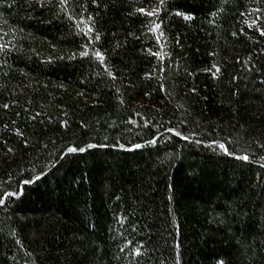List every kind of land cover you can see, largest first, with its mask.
Here are the masks:
<instances>
[{
	"label": "trees",
	"instance_id": "16d2710c",
	"mask_svg": "<svg viewBox=\"0 0 264 264\" xmlns=\"http://www.w3.org/2000/svg\"><path fill=\"white\" fill-rule=\"evenodd\" d=\"M262 32L264 0H0V264H264Z\"/></svg>",
	"mask_w": 264,
	"mask_h": 264
},
{
	"label": "snow or ice",
	"instance_id": "6c2138e0",
	"mask_svg": "<svg viewBox=\"0 0 264 264\" xmlns=\"http://www.w3.org/2000/svg\"><path fill=\"white\" fill-rule=\"evenodd\" d=\"M160 3L162 4V3H163V0H160ZM139 11L143 13L145 10H144L143 8H141V9H139ZM146 14H147L148 16H153V15H156V12H147ZM185 18H186V19H193V17H192L191 15H188V16H186ZM155 27H156V28H159L160 25L157 24V25H155ZM261 34L264 35V32H262ZM96 38L99 39L98 36H97ZM82 55H87V52H83ZM5 107H7V105H5ZM176 135H180V133H176ZM185 139H187V137H185ZM152 142H154V141H152ZM89 147H91V145H90ZM136 147H140V145H137ZM219 147H220L225 153L228 152V149H227V147H226L225 145L221 144V145H219ZM67 151H68L69 153H75V152H77V148H76V147H69V148L67 149ZM79 151L83 152V151H85V149L80 148ZM243 159H244V160H247V159H248V156L245 155V156L243 157ZM36 179L39 180V179H41V177L37 176ZM24 183H25V184L34 183V181H32L31 179H28V180H25ZM21 194H22V193H21ZM15 195H17V193H5V194H4V196H15ZM4 202H5L4 199H3V198H0V204H4ZM136 251H137V254L139 255V254H140V250L137 249ZM221 264H223V262H221Z\"/></svg>",
	"mask_w": 264,
	"mask_h": 264
}]
</instances>
